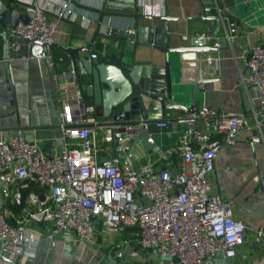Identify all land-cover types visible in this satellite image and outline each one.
Here are the masks:
<instances>
[{
    "label": "built area",
    "instance_id": "1",
    "mask_svg": "<svg viewBox=\"0 0 264 264\" xmlns=\"http://www.w3.org/2000/svg\"><path fill=\"white\" fill-rule=\"evenodd\" d=\"M27 2V21L18 22L14 32L22 39L34 40L29 49L33 56H43V45L54 39L56 21L48 12L58 18H85L68 0ZM212 2L215 20L222 24L220 0ZM151 7L162 8L163 0H139L140 12L152 14ZM208 9L204 7V11ZM212 34L201 32L198 36L220 43ZM235 35L231 19L222 41L230 45ZM246 51L247 55H235L244 64L238 84L256 86L263 106L264 41L249 44ZM215 60V56L205 57L209 66H214ZM60 74L64 84L60 99L62 145L44 151L19 129L0 137V236L8 238L2 253L12 261L19 254L25 261L32 259L38 243L33 231L41 225L49 236L61 235L63 252L69 254L73 239L94 242L98 224L100 230L132 226L139 248L160 257H174L175 264H226L244 241V226L233 218L229 198L209 192L206 176L219 148L232 143L237 132L249 126L246 116L210 110L214 118L205 121L201 129L194 120L187 121L180 156L190 165L188 168L169 170L151 163L136 167L124 158L118 163L111 158L100 161L96 158L99 149L111 146L117 158L124 156L123 146L149 125L139 118L133 123L98 126L103 129V143L91 140L95 132L93 107L81 99L71 60ZM206 113L198 108L185 111V116L195 119ZM250 115L252 127L258 129L256 110L252 109ZM208 123L214 126V133ZM156 124L164 126L165 121ZM251 237L264 242V226L255 228ZM122 255V250H115L117 261L112 264H121ZM0 264L12 263L0 259Z\"/></svg>",
    "mask_w": 264,
    "mask_h": 264
},
{
    "label": "crops",
    "instance_id": "2",
    "mask_svg": "<svg viewBox=\"0 0 264 264\" xmlns=\"http://www.w3.org/2000/svg\"><path fill=\"white\" fill-rule=\"evenodd\" d=\"M68 1L85 18H58L54 13L48 12V16L56 21L52 42L65 47L86 44L97 27L95 9L99 8L101 0ZM219 5L223 8V13L227 14V4ZM151 10L154 15L166 12L170 16L169 25L174 36L172 44L185 42L178 39V35L193 32L199 34L205 29H209L217 41H222L228 22L233 19L235 23L236 35L231 44L225 49H212L205 53L216 57L214 66L206 64L205 67L206 75L212 80L203 91L196 92L194 106H207L215 113H240L247 118L249 126L241 128L232 143L223 144L219 148L206 178L209 192L229 198L233 218L240 220L244 226V241L235 255L226 260V264H264V242H255L251 237L255 228L264 226V106L259 104L256 86L238 84L239 73L244 70V64L240 58L235 57L240 52L247 55L249 44L264 41V25L250 26L231 17L216 26L214 19L206 21L198 16L196 0H163L162 8L151 7ZM158 21V18H139L140 23ZM124 22L129 24L130 19L126 17ZM174 25L176 29L173 28ZM97 30L103 32V25ZM103 40L98 35L93 37V51L104 50ZM213 41L211 39L207 43ZM29 49L25 41L16 34H9L6 40L0 36V137L19 129L26 137L34 138L42 150L50 151L61 146L63 141L60 99L64 84L60 72L66 68L70 56L55 46L47 47V63L44 55L33 56ZM141 51L148 52V48H137L135 58H145ZM152 51L154 55L151 60H162L160 50ZM82 55L89 56L90 53L83 52ZM7 73L13 87V104L5 81ZM252 109L256 110L260 120L258 139L251 138V130L254 128L253 117L250 115ZM210 110L204 116H214ZM166 111L168 120L164 119V126L149 124V133L157 141L159 150L152 149L145 153L137 143L131 151L134 166L141 167L151 163L155 167L169 170L190 166L180 156V147L186 142V137L182 135L187 126L185 111L178 107H171ZM205 121L211 120H204V124ZM211 125L208 123V128L214 133ZM93 128L95 132L90 139L103 143L100 138L103 129L94 124ZM111 157L112 152L107 148H101L96 153V158L100 161ZM123 158L125 159L124 156H118L120 162ZM96 227L94 242L73 239L69 242V254H65L61 235L49 236L41 225L39 228L36 226L33 231L38 241L35 256L28 261L23 259L22 264H112L117 261L114 257L117 249L122 250L121 264H175L172 258L160 257L152 250L139 248L136 244V231L132 226H121L116 230H100L98 224Z\"/></svg>",
    "mask_w": 264,
    "mask_h": 264
},
{
    "label": "water",
    "instance_id": "3",
    "mask_svg": "<svg viewBox=\"0 0 264 264\" xmlns=\"http://www.w3.org/2000/svg\"><path fill=\"white\" fill-rule=\"evenodd\" d=\"M198 16L207 20H215V10L212 0H196ZM230 2V3H229ZM227 4V14L223 20L236 17L250 26L264 25V0H220ZM25 0H0V36L6 40L9 34H15L14 27L18 22L25 23L27 15ZM208 7V11H204ZM22 9V10H21ZM97 13V27L91 39L86 44L77 46H62L50 42L44 46V59L48 63L47 47H57L66 51L75 69V76L81 99L85 105L93 107L94 125L106 127L133 123L142 118L148 125L168 120L166 109L178 107L181 110H196L207 106H194L196 92L203 91L212 78L206 75L205 53L212 49H225L229 45L220 41L218 44L207 43L205 38L193 32L177 36L185 42L172 44L174 36L169 25L170 16L162 14L142 13L139 10V0H101ZM130 23L125 24L124 18ZM160 19L158 22L140 23L139 18ZM216 26L221 23L215 20ZM103 25L104 31L97 28ZM176 29V25L173 26ZM204 33H210L205 29ZM95 35L102 37L104 50L93 51L91 45ZM27 46L34 40L23 39ZM137 48H148L142 52L145 58H135ZM153 49L162 52V60H151ZM139 50V49H138ZM83 52L93 53V56H83ZM10 90V100L13 104L9 74L5 76ZM264 106V103H263ZM214 116L199 118H184L194 120L197 128H204V120H212ZM214 128L213 125L210 126ZM28 138V137H27ZM251 138L258 139L257 128L251 130ZM139 143L145 153L159 150L155 138L147 129H139L131 137L128 145L123 146L125 159L132 161L131 151ZM111 159L118 163V158L112 147ZM121 228V226H119ZM8 238L0 236V259L12 264H22V254L14 261L2 253V248ZM176 261V258H172Z\"/></svg>",
    "mask_w": 264,
    "mask_h": 264
}]
</instances>
